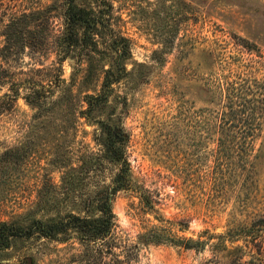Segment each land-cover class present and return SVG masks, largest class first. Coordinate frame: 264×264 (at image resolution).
<instances>
[{"label":"rangeland","instance_id":"rangeland-1","mask_svg":"<svg viewBox=\"0 0 264 264\" xmlns=\"http://www.w3.org/2000/svg\"><path fill=\"white\" fill-rule=\"evenodd\" d=\"M24 1L32 10H61L63 3ZM112 1L133 43L124 61L127 83L88 117L85 98L100 94V68L86 77L84 63L65 60L62 82L42 111L21 88L14 109L0 117V222L96 215L85 204L112 185L118 170L105 155L101 126L108 123L124 134L133 187L112 201L118 235L130 243L153 229L192 242L205 231L213 235L203 249L139 244L134 264H211L219 235L247 233L264 218V0ZM19 2L9 0L5 9L18 14L24 9L12 7ZM32 68L39 66L24 56L11 70ZM239 82L257 99L229 100L227 88ZM140 196L152 209L142 207ZM258 231L255 246L249 237L227 243L244 246L241 264H264V229ZM80 250L13 241L0 251V264H76Z\"/></svg>","mask_w":264,"mask_h":264},{"label":"trees","instance_id":"trees-1","mask_svg":"<svg viewBox=\"0 0 264 264\" xmlns=\"http://www.w3.org/2000/svg\"><path fill=\"white\" fill-rule=\"evenodd\" d=\"M7 1L0 0V14L3 18L8 17L4 24L0 19V117L14 109L21 88L28 91L25 101L39 111L46 109L47 100L62 82L61 64L67 59L76 60L79 65L84 63L86 77L92 76L98 68L102 71L100 94L85 98L87 109L83 114L87 117L93 111H98L116 87L127 83L130 73L124 61L130 58L133 43L120 29V19L112 0H86V4H78L77 0H63L61 10L57 5L38 10L25 9L22 2L26 1L20 0L18 5L12 7L24 9L18 14L8 13L5 9ZM24 56H28L39 68L27 72L20 70V73L12 71L11 68L18 66ZM50 57L54 59L45 67L44 62ZM18 75L23 78L17 79ZM235 84H238L237 87L232 84L227 88L229 100L237 98L247 103L248 98L257 99L252 95L249 84ZM247 110L251 109L243 106V111ZM101 129L105 135L106 158L117 165L118 170L112 185L85 204L86 210L95 211L96 215L68 213L48 221L29 219L22 224L0 222V251L8 249L13 241L36 239L78 244L81 250L73 259L76 264H134L138 261L139 244L161 245L169 242L185 249H203L213 239V235L205 231L196 242H192L170 237L165 229L142 233L136 243L119 236L112 201L118 192L133 189L129 163L123 151L125 137L117 126L103 123ZM220 144H223V139H220ZM139 200L142 207L152 209L153 205L141 196ZM256 227L261 229L256 230ZM262 228L264 218L261 223L252 225L247 233L244 229H229L219 235L211 244L210 263L241 264L244 246L229 249L227 243L231 245L249 237L252 242L247 244L253 245L258 230Z\"/></svg>","mask_w":264,"mask_h":264}]
</instances>
